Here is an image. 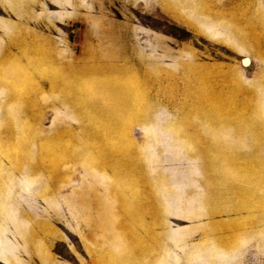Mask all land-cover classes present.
<instances>
[{"label":"rangeland","instance_id":"1","mask_svg":"<svg viewBox=\"0 0 264 264\" xmlns=\"http://www.w3.org/2000/svg\"><path fill=\"white\" fill-rule=\"evenodd\" d=\"M0 264H264V0H0Z\"/></svg>","mask_w":264,"mask_h":264},{"label":"bare ground","instance_id":"2","mask_svg":"<svg viewBox=\"0 0 264 264\" xmlns=\"http://www.w3.org/2000/svg\"><path fill=\"white\" fill-rule=\"evenodd\" d=\"M244 62L246 63L247 62V59H245Z\"/></svg>","mask_w":264,"mask_h":264}]
</instances>
